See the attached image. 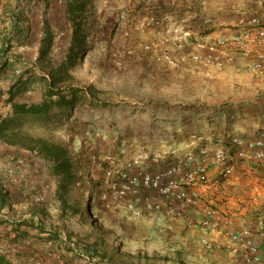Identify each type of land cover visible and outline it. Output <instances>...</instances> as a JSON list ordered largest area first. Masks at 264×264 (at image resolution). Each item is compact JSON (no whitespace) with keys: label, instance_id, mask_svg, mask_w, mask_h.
Segmentation results:
<instances>
[{"label":"rangeland","instance_id":"1","mask_svg":"<svg viewBox=\"0 0 264 264\" xmlns=\"http://www.w3.org/2000/svg\"><path fill=\"white\" fill-rule=\"evenodd\" d=\"M47 1L32 0L28 5L16 7L12 0H0V10L3 11L0 28L9 30L10 35L13 27L7 12L14 13L16 23L18 15L23 21L24 30L15 29L14 44L36 41L35 35L42 31L43 47H46L35 68L23 71L19 80H25L27 71L35 77H30L32 79L22 92L28 89L41 92L40 77L48 73L43 69L64 59L71 41L67 23L58 13L55 2ZM142 2L95 0L88 7L92 13L87 25L88 48L81 61L72 68V74L76 85L93 87L102 103L98 106L79 103L68 120L63 118L50 125L29 121L24 124L25 132L32 137L64 145L75 169L74 179L65 181L62 176H52L50 164L28 152L38 163L41 177L52 184L45 205L52 203L59 208L53 213L54 223L42 221L41 231L34 227L23 234L34 238L33 251L43 260L51 252L60 255V260L52 261V264H90L89 259L92 264H111L102 262V252L113 256L116 264H182L180 258L183 257L178 253L197 254L196 250L178 247L177 240L170 238L166 230L148 218L132 221L122 210L98 213L93 209L83 215L72 213L68 207L76 206L87 193L94 196L93 206L98 204L102 176L90 165V157L111 153L123 158L141 146L163 150L172 143H183L194 132H224L228 124L234 122L232 116L235 121L241 120L248 117L245 114L255 112L251 110L259 111L264 106V81L245 73L231 71L215 78L195 66L172 70L151 62L135 47L139 42L151 40L150 36L140 35L134 29L135 23L148 13L142 8ZM40 12L46 15L44 28L32 21L37 20ZM132 30L130 37H126L124 33ZM3 50L0 76L1 66L12 57L9 47ZM80 56L81 53L76 60ZM7 93V90L0 91V115L4 114ZM63 202H66L65 206ZM26 209L11 212L8 202L0 207V246L19 250L14 257L12 254L0 255L4 262L24 264L27 258L29 251L23 246L19 233L23 228L17 232V226L12 224L25 218L23 211ZM60 210H64L67 223L59 222ZM32 225L36 226L33 222ZM49 230L55 232L54 236ZM199 246L200 254H213ZM189 259V256L184 259V264H214L201 258Z\"/></svg>","mask_w":264,"mask_h":264},{"label":"built area","instance_id":"2","mask_svg":"<svg viewBox=\"0 0 264 264\" xmlns=\"http://www.w3.org/2000/svg\"><path fill=\"white\" fill-rule=\"evenodd\" d=\"M31 1L14 0L16 7ZM57 2L63 4L64 0ZM1 16L3 11L0 10ZM11 18L16 22L13 16ZM38 22L41 28L45 27L44 12L38 15ZM211 23L209 18L198 23L187 14L172 12L143 16L134 29L140 35L150 36L151 40L139 42L135 47L151 62L168 69L183 70L195 66L215 78L236 71L264 80V17L241 16L232 28L234 32L228 34L210 31ZM16 27L11 29L5 42L12 57L7 61L8 70L0 76V91L9 90L23 76V71L35 68L40 59L42 31L36 35V41L14 44ZM133 31L124 34L130 37ZM31 93L30 89L27 94ZM8 114L10 109L6 107L4 115ZM259 119L264 122V108ZM166 157L173 158V162L159 170L149 169L151 163L159 164ZM238 163L254 164L264 171V134L254 138L233 136L226 142L214 132H194L183 145L172 143L163 150L141 146L123 158L111 153L90 157L92 168L102 176L98 200L106 211L122 210L132 221L156 215L161 222L170 221L161 228L173 231L172 223L181 221L186 209L190 208L200 218L186 221V228L199 229L209 236L219 235L224 239L222 245H217L208 235L202 237L200 245L206 251L224 250L239 255L243 264H264V251L254 239V232L264 235V218L257 219L254 227L238 222L231 214L207 201L200 191V188H219L230 183ZM39 170L30 157L9 154L0 158V177L23 191V197L11 204V212L18 213L32 204L45 205L52 184L41 177ZM151 193L157 194L161 202L151 201ZM142 197L145 206L140 205ZM45 207L50 214L49 223H54L53 213L59 207L52 203ZM23 218L29 219L31 215ZM34 241V238H22L23 246L29 251L24 264H52V261L60 260L57 252L48 253L46 260L40 258L33 251ZM18 252V248L9 250L0 246V255L12 254L14 257Z\"/></svg>","mask_w":264,"mask_h":264},{"label":"trees","instance_id":"3","mask_svg":"<svg viewBox=\"0 0 264 264\" xmlns=\"http://www.w3.org/2000/svg\"><path fill=\"white\" fill-rule=\"evenodd\" d=\"M53 1L55 2L54 6L58 8V13L67 23L66 29L71 41L67 47L64 59L60 62L48 64L47 67L43 69L44 72L48 73L40 77L42 84L40 93H35L36 90L34 91L33 89H31L32 93L30 95L27 94L29 89L22 92L29 81L22 82L24 80L19 79L7 90L8 96L4 108L8 107L10 109V114L5 116V110H3L4 114L0 115V158H5V154L7 156L12 154L13 151L16 152L15 154L30 157L28 154V152H30L35 154L37 158L51 165L50 173L52 176H62L65 181H71L75 177V169L69 157L68 149L64 145L55 144L41 137H32L25 132L24 124L26 121H29L42 125H50L63 118L68 120L79 103L91 106H98V104L102 103L93 90V87L76 85L72 74V68L78 61H81L82 56L86 53L88 48L87 25L92 18V13L88 11V7L92 6L95 0H67V2L63 4H59L57 0ZM11 21L13 22V27L17 25L20 30L24 28L22 27L23 21L20 17L17 18V23L12 20V18ZM32 21L39 25L38 18ZM5 41H7V39ZM42 41H44L43 38L40 42L42 47L40 50V59L43 50H46V47H43ZM3 46L6 48L5 45ZM79 53H81V56L76 60ZM8 68V63L3 64L1 66V73L4 74ZM26 73H28V71ZM5 146L7 148H4ZM8 151L12 152L10 153ZM34 161L36 160L34 159ZM36 165L39 167L37 162ZM98 188L101 190L102 186ZM21 197H23L22 189L18 188V186L11 181L4 180L0 177V207H4L8 202L10 208L11 204L19 201ZM93 197L91 193H87L84 200L77 202L76 206L68 207V209H71L72 213L80 215H83L85 211H91L93 209L98 213L104 212L105 209L102 207L99 200L97 206H93ZM64 203L66 202H63L62 205L65 206ZM60 212L63 215L65 213L64 210H60ZM23 213L24 215H31V218L12 222V224L17 226V232L19 228H23V230H19V233L22 234L20 237L22 238L24 237L23 233H28L30 228L36 227L41 231L40 229L43 228L41 222L50 220V214L45 205H29ZM14 216H17L16 213H14ZM36 216L37 218H35ZM32 222L35 223L36 226H33ZM49 232L54 236L55 232L51 230H49ZM100 258H102V262L109 261L111 264H116L115 258L106 254V252L100 253ZM184 259L185 258H180L182 264L185 263ZM4 261L5 259H0V264H11ZM88 263L92 264L90 259Z\"/></svg>","mask_w":264,"mask_h":264},{"label":"crops","instance_id":"4","mask_svg":"<svg viewBox=\"0 0 264 264\" xmlns=\"http://www.w3.org/2000/svg\"><path fill=\"white\" fill-rule=\"evenodd\" d=\"M13 1L14 0H12V2ZM142 1H144L142 2V8H145L144 10L148 12L145 16H148L150 14H162L166 12H174L176 14H179L182 11L184 12L183 14L189 15L190 18L198 23L204 19L209 18L212 22L209 26L210 31H214V33L216 34L233 33L234 31L232 28L236 25L237 20L241 16L264 17V0ZM7 14L10 15V17L14 16V13L9 14L7 12ZM18 16L21 17L20 15ZM10 22L12 25L11 27H13V22ZM6 27H8V25L5 23V28ZM8 31L0 28V40H2L0 44V56L4 54L2 43L9 36ZM30 77L35 76H32V74L29 72L26 73L25 80L22 82L32 79ZM263 108L264 106H261V109H259V111L251 110L255 112L245 114L248 116L247 118H242L241 120L237 121H235L236 118H234V122L228 124V129L225 128L226 130H224V132H220L221 130L219 132H216L214 130V133H216L218 136L224 137L226 139V142L229 141V137L233 136L254 138L261 134H264V122L259 119V113ZM256 113H258V116L256 115ZM183 143H179V145H183ZM172 162L173 158L166 157L162 160L161 163H151L148 167L150 170L155 171L163 168L164 166H168ZM238 170L241 172H238ZM200 191L203 193L207 201L219 207L221 210H224L225 212L231 214L238 222L242 221L243 223H247L250 227H254L257 219H259L261 216L264 218V171L254 164L238 163L235 167V177L230 183L224 184L219 188H200ZM143 197L145 196L143 195ZM143 197L142 201H140V205L145 206ZM150 200L153 202H161V198L155 193H151ZM57 217L58 220L60 219L59 222L67 223L65 217L63 216V214H61L60 211ZM144 218H148V220H150L152 223L155 222L157 224V227L170 224V221L161 222L157 219L156 215H147L142 219ZM199 218V215L195 214L194 210L190 208L186 209L185 215L181 219V221L173 222L174 224L172 223L175 229H173V231H166V234H168L170 238L175 239L179 242L178 247L184 246L185 248H189L191 251H198L197 254L193 255H187V253L186 255L185 253H178L179 256L185 258V260L189 256V261H191V259L201 258L203 261L209 260L211 262H214V264H243L239 255L226 252L224 250L216 249L214 250V252L212 251L213 254L210 253L206 256L200 254V239L204 236H207L208 234L203 233L199 229L191 230L185 227L186 221L196 220ZM254 233V239L259 244L261 250L264 251V235H259L257 234V232ZM64 234L65 233L63 232V235ZM208 237L212 239L213 242L217 245H222L224 242V239L219 235H208ZM179 250V252H182V249Z\"/></svg>","mask_w":264,"mask_h":264}]
</instances>
